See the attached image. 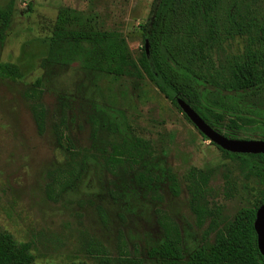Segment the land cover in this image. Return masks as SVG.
<instances>
[{
	"label": "rangeland",
	"instance_id": "obj_1",
	"mask_svg": "<svg viewBox=\"0 0 264 264\" xmlns=\"http://www.w3.org/2000/svg\"><path fill=\"white\" fill-rule=\"evenodd\" d=\"M153 1L0 0V10L13 5L0 62L22 73L18 80L0 76V231L30 243L35 264H115L124 254L156 264L151 252L164 240L161 222L169 221L189 257L212 225L191 208L192 169L209 173L201 204L221 225L261 196L260 177L205 140L147 76H110L51 58L58 15L68 10V30L119 33L138 64ZM244 48L242 38L225 46L226 54ZM257 105L264 110V96ZM42 110L40 133L34 112ZM252 129L237 139L260 140ZM129 138L147 141L149 151L112 166L113 147ZM140 173L153 182L138 184Z\"/></svg>",
	"mask_w": 264,
	"mask_h": 264
},
{
	"label": "trees",
	"instance_id": "obj_2",
	"mask_svg": "<svg viewBox=\"0 0 264 264\" xmlns=\"http://www.w3.org/2000/svg\"><path fill=\"white\" fill-rule=\"evenodd\" d=\"M12 13V4L0 10L1 42ZM72 20L68 10L60 11L51 58L110 76L141 78L145 75L180 113L183 114L178 99L189 104L210 127L227 138L237 139L236 134L252 127L264 141V110L257 105V100L264 96V0H154L149 20L143 27L149 53L145 49L138 64L129 59V48L121 34L71 31L67 28ZM237 38L245 39L244 50L226 54L225 46ZM0 76L18 80L22 73L18 66L0 62ZM34 114L42 133L44 111ZM149 149V143L143 139H124L113 147L108 161L112 166L130 159L139 161ZM219 150L241 161L248 174L260 177L263 185L260 198L253 207L241 210L221 225L214 211L201 204L209 173L192 169L189 174L191 208L200 223L211 218L212 225L202 245L186 257L179 227L171 221L161 222L164 240L151 252L156 264H264L254 228L256 213L264 199V155ZM148 175H137V183L149 185L153 179ZM167 177L172 192L177 194L176 176ZM35 262L30 243L18 244L11 234L0 231V264ZM99 264L114 263L102 258ZM115 264H141V261L124 254Z\"/></svg>",
	"mask_w": 264,
	"mask_h": 264
},
{
	"label": "water",
	"instance_id": "obj_3",
	"mask_svg": "<svg viewBox=\"0 0 264 264\" xmlns=\"http://www.w3.org/2000/svg\"><path fill=\"white\" fill-rule=\"evenodd\" d=\"M145 49L148 54V41L145 43ZM177 103L183 114L189 119L194 127L211 143L215 144L222 150L232 154L264 155L263 140H239L227 138L210 127L185 101L178 99ZM254 228L257 234L258 248L264 258V199L262 205L256 213Z\"/></svg>",
	"mask_w": 264,
	"mask_h": 264
}]
</instances>
